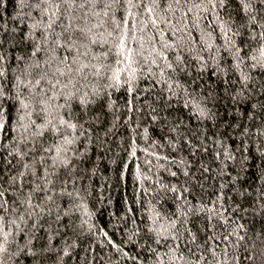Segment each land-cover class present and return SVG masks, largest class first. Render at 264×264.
Instances as JSON below:
<instances>
[{
    "label": "trees",
    "instance_id": "obj_1",
    "mask_svg": "<svg viewBox=\"0 0 264 264\" xmlns=\"http://www.w3.org/2000/svg\"><path fill=\"white\" fill-rule=\"evenodd\" d=\"M81 3L0 0L3 264H264V4Z\"/></svg>",
    "mask_w": 264,
    "mask_h": 264
},
{
    "label": "snow or ice",
    "instance_id": "obj_2",
    "mask_svg": "<svg viewBox=\"0 0 264 264\" xmlns=\"http://www.w3.org/2000/svg\"><path fill=\"white\" fill-rule=\"evenodd\" d=\"M39 2L45 3V4H55L56 10H59L60 3L76 5L78 0H39ZM133 2H134V0H127L128 4H133ZM180 2H181V0H175V3H177V4H179ZM203 2H204V0H201V3H203ZM207 2L209 4H211L213 7H215V5H216V0H207ZM219 2L221 4H223L224 0H219ZM120 3H121V0H83V3H81V6L84 7L85 5H91L94 8H98V9H104V8L111 9L114 4L118 5ZM260 3L264 4V0H260ZM196 6H199V5H196ZM44 11L47 12L48 9H44ZM99 14L100 13L98 12L97 15H99ZM51 15L55 16L56 15V11H53ZM103 15L104 16H108V12L105 11L103 13ZM253 19H255V18L253 17ZM54 23H55L54 20H50L49 23H48V27L51 28ZM100 25L101 26L103 25V21L100 22ZM262 27H264V26H262ZM69 28H72L71 24H69L68 28H65L64 31L68 32ZM90 31H91V29H88V31H85L84 28H82V27L73 28L72 32L68 35L67 40H66V42L64 44H61L59 40H57L56 43H57V45L59 47H65L66 50L69 51V52L73 51L74 49L78 51V48H76V45L78 43L82 44L84 40H88L89 44H96L97 43V40L92 39L91 37H89L88 33ZM77 33H79V34L77 35ZM61 35H63V33ZM253 39H255V37H253ZM37 51H39V49L34 50L31 53V55L32 56H36ZM239 51L240 50L237 49L238 53H239ZM256 51L259 52L261 59L256 61V63L253 64V67L259 66L261 68H264V32H261V34H260V44H259L258 48L256 49ZM253 59L255 60V57H253ZM3 60H4V56L0 55V62H3ZM67 60H68V57L65 56L63 58V61H67ZM242 60H243V58L238 56L237 67H239V63L242 62ZM75 62H76V60H75V58H73L71 63H75ZM67 66H68L69 69H71V64H68ZM93 67H95V66H93ZM95 70H96L97 75H99L101 73V71H102V68L96 67ZM61 74H63V73H61ZM3 75H4L3 71H0V76H3ZM248 79H249V77L247 75H243L242 76L243 82L246 83L248 81ZM58 82L59 81H57V83ZM37 84H39V81H37ZM25 87H27V85H25ZM52 87L55 88L56 85L53 84ZM261 87H264V84H262ZM6 99H8V97L3 93L2 90H0V108H2L3 101H5ZM20 103H21L23 108L26 109L28 107L27 104L23 103V101H20ZM82 103H83V101H82ZM44 119H45L46 123H43V124H40V125H36V122L32 121V124L36 128L40 129V134L43 133V130L46 129L48 125L52 124V120L50 118H48V114L47 113H45ZM59 124H60V126H65L66 125L67 127L71 128L73 130L76 128V124L75 123H72L69 120H65L63 117H60ZM2 127H3V124L0 123V128H2ZM53 130H56V129L53 128ZM25 131H27V129H25ZM35 134L36 133H34V135ZM69 142H71V141H69ZM46 151H50V149H46ZM21 175H23V174H21ZM2 195H3V193L0 192V196H2ZM3 207H4V205H0V209H3ZM2 220H3V216H0V221H2ZM6 238L7 237L5 236L4 239H6ZM5 250L6 249L4 248L3 244H0V253L5 252ZM0 264H3V260L2 259H0Z\"/></svg>",
    "mask_w": 264,
    "mask_h": 264
}]
</instances>
